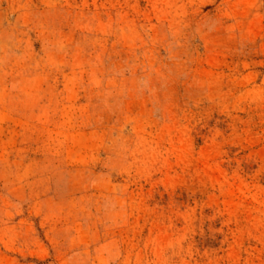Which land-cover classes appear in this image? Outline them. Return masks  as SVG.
Returning a JSON list of instances; mask_svg holds the SVG:
<instances>
[{
    "label": "rangeland",
    "instance_id": "374dc122",
    "mask_svg": "<svg viewBox=\"0 0 264 264\" xmlns=\"http://www.w3.org/2000/svg\"><path fill=\"white\" fill-rule=\"evenodd\" d=\"M0 264H264V0H0Z\"/></svg>",
    "mask_w": 264,
    "mask_h": 264
}]
</instances>
